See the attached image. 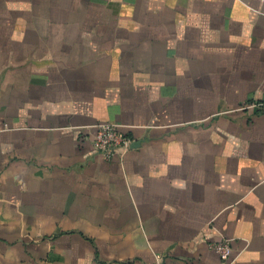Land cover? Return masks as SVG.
I'll list each match as a JSON object with an SVG mask.
<instances>
[{
    "label": "crops",
    "instance_id": "obj_1",
    "mask_svg": "<svg viewBox=\"0 0 264 264\" xmlns=\"http://www.w3.org/2000/svg\"><path fill=\"white\" fill-rule=\"evenodd\" d=\"M219 236L264 264V0H0V264H220Z\"/></svg>",
    "mask_w": 264,
    "mask_h": 264
},
{
    "label": "built area",
    "instance_id": "obj_2",
    "mask_svg": "<svg viewBox=\"0 0 264 264\" xmlns=\"http://www.w3.org/2000/svg\"><path fill=\"white\" fill-rule=\"evenodd\" d=\"M92 133V144L96 153L104 160L111 161L115 158H123L133 145V141L121 133V125L114 122L97 123L90 126ZM231 240L223 236L211 242L208 247L220 258V264H234L231 258ZM92 264H104L94 262Z\"/></svg>",
    "mask_w": 264,
    "mask_h": 264
}]
</instances>
